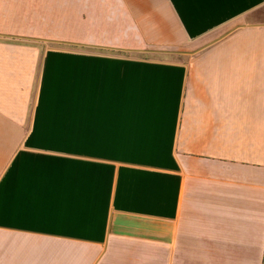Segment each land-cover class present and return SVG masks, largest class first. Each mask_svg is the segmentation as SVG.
<instances>
[{
    "label": "crops",
    "instance_id": "crops-1",
    "mask_svg": "<svg viewBox=\"0 0 264 264\" xmlns=\"http://www.w3.org/2000/svg\"><path fill=\"white\" fill-rule=\"evenodd\" d=\"M0 264H264V0H0Z\"/></svg>",
    "mask_w": 264,
    "mask_h": 264
}]
</instances>
